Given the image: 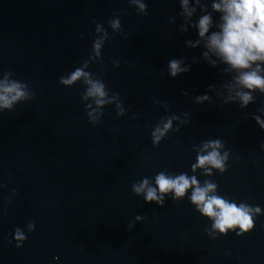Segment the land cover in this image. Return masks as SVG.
Wrapping results in <instances>:
<instances>
[{"label":"water","instance_id":"water-1","mask_svg":"<svg viewBox=\"0 0 264 264\" xmlns=\"http://www.w3.org/2000/svg\"><path fill=\"white\" fill-rule=\"evenodd\" d=\"M142 2L148 15L131 0H0V84L25 85L29 97L0 106V264H264V93L242 107L239 87H225L237 72L203 56L193 24L211 14L209 35L219 31L220 0H189L191 18L179 0ZM104 32L100 55L89 56ZM172 59L190 70L172 77ZM84 60L112 102L85 99L82 81L59 83ZM214 141L224 170H193ZM160 173L215 184L209 195L251 209V227L216 229L190 199L195 186L162 205L134 192L147 179L160 196Z\"/></svg>","mask_w":264,"mask_h":264},{"label":"clouds","instance_id":"clouds-1","mask_svg":"<svg viewBox=\"0 0 264 264\" xmlns=\"http://www.w3.org/2000/svg\"><path fill=\"white\" fill-rule=\"evenodd\" d=\"M182 12V16L191 18L196 12V8L189 7V0H179ZM131 3L137 5L139 11L144 15H148V6L143 3L142 0H131ZM201 0H196V4L199 6ZM212 9L216 12H220L221 22L217 25L219 31H212L209 35L210 29L213 26V20L211 14L202 15L198 22L193 24V27L197 28L198 36L204 39L205 47L208 51L203 53L206 59H209V52L217 55L224 63L230 67L225 71L235 70L237 75L233 77L234 83L225 85L230 90L239 87L240 90L236 91V96L242 101V107L247 106L253 101L251 92L259 89L261 93H264V67H261L260 63L264 62V0H220V2H214ZM207 11V9H204ZM96 24V32H102L103 27ZM110 27L116 31L121 30V22L119 19H110L108 21ZM182 31H187V26H182ZM107 38V32H104V37L94 38L93 47L89 56L100 55V49L104 43V39ZM127 39V34H125ZM190 47H195L200 43L199 40L196 44H192L191 41L187 42ZM183 62L178 59H172L168 63L169 74L172 77H176L182 72L190 70V66L181 67ZM209 63L212 67L216 66V61L210 60ZM255 65V67H253ZM119 63H116V67H119ZM88 67V61H82L80 67L75 68L66 76H61L59 83L66 86H72L77 81H82L86 85L84 98H93L96 105L103 106L105 103L112 101L106 99L107 92L105 90V84L95 79L92 73L85 71ZM163 74V73H162ZM26 86L17 82H3L0 84V106L4 108H12L14 102L22 99H27L28 94L24 91ZM248 89L249 91H243ZM118 95V94H117ZM234 97H229L233 99ZM198 100L208 99L207 96L198 97ZM119 107V105H118ZM123 113H118L122 115ZM89 116L94 120L95 117L92 113ZM171 128V120L164 123L163 128L157 127L153 132V140L158 143L165 135L168 129ZM219 141L205 143L204 148L211 147L213 150L207 155H199L198 163L193 165V170L196 167H205L211 165L212 167L224 170V159L221 157L218 149L220 147ZM156 185L158 186L160 196L157 195V189L149 186L147 179L143 180L140 184H134L133 190L136 194L146 192L145 199L147 202L156 201L158 204H163V196L168 192H174L177 198L185 195L186 191L195 186V190L191 195V201L196 204L198 210L205 216L211 217L214 220V227L221 232H226L229 228L239 226L242 231L247 230L252 225V218L249 215L251 209L241 205L237 207L235 203H229L228 201L220 198L216 195H209L210 192H214L216 185L213 183H207L206 187H200L198 181L193 176L191 179L181 174L175 178L166 176L164 173H160L156 176ZM259 211V209H257ZM35 229L34 223H29V230ZM16 239L18 241L26 240L27 237L17 228ZM19 246V245H18Z\"/></svg>","mask_w":264,"mask_h":264}]
</instances>
